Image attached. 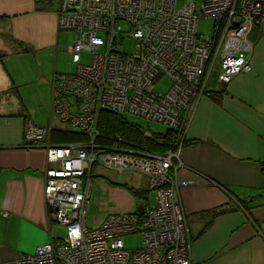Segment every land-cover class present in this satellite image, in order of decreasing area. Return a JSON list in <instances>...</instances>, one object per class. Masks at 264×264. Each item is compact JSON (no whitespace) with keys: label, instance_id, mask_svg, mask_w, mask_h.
Listing matches in <instances>:
<instances>
[{"label":"built area","instance_id":"built-area-1","mask_svg":"<svg viewBox=\"0 0 264 264\" xmlns=\"http://www.w3.org/2000/svg\"><path fill=\"white\" fill-rule=\"evenodd\" d=\"M56 14L58 29L75 33L69 51L76 68L54 76L51 114L86 139L51 143L50 125L26 122L25 145L45 150L48 218L65 231L16 263L192 264L177 189L196 182L176 175L188 114L212 72L224 84L249 70L250 33L256 28L264 36V0H58ZM201 18L212 19L210 34L198 33ZM127 40L131 52L123 49ZM83 52L92 55L89 63L81 61ZM161 76L171 81L165 93L154 88ZM103 111L166 127L172 146L154 152L97 143ZM97 167L143 174L153 203L141 213H109L98 225L87 224ZM133 233L141 235V245L129 250L123 239Z\"/></svg>","mask_w":264,"mask_h":264},{"label":"crops","instance_id":"crops-1","mask_svg":"<svg viewBox=\"0 0 264 264\" xmlns=\"http://www.w3.org/2000/svg\"><path fill=\"white\" fill-rule=\"evenodd\" d=\"M57 5L58 0H0V50L5 55L17 46L19 52L21 47L32 53L41 48L70 52L72 43L58 42L62 31L57 27ZM250 37L249 70L224 84L216 72L210 81V74L188 114L185 139L198 142L182 148L176 175L196 182L177 189L190 231L192 264H264V36L253 28ZM55 75L42 78L51 94ZM26 120L32 121L12 109L0 112V264H17L21 255L59 239L65 231L48 218L45 150L25 145ZM102 169L97 176L104 174ZM118 178L103 179L119 183ZM145 181L133 186L147 189L146 203H153ZM91 189L100 204L104 195L114 201V206L99 210L92 226L109 213L138 212L142 205L120 187L98 183Z\"/></svg>","mask_w":264,"mask_h":264},{"label":"rangeland","instance_id":"rangeland-1","mask_svg":"<svg viewBox=\"0 0 264 264\" xmlns=\"http://www.w3.org/2000/svg\"><path fill=\"white\" fill-rule=\"evenodd\" d=\"M55 2V0H53ZM213 28V21L211 18H201L198 21V33L210 34ZM59 33L58 42L62 45H70L73 42L75 33L68 29H61ZM123 49L126 52H131L133 49V41L127 40L123 44ZM17 51L5 55L2 57L0 65L2 66V72L0 71V112H6L8 110H15V113H19L20 117L30 118L35 124L40 126L50 125L51 129L54 127H62L63 129H70L67 125L60 123L55 116L51 114V86L43 81V76L50 75L52 79L53 75L59 73H72L75 71L76 64L72 61L71 54L68 51L56 50L55 48H41L34 53L27 51ZM1 54H6L4 50H0ZM27 53V54H26ZM91 54L83 52L81 54V61L89 63L91 61ZM214 72L209 76L210 81L214 79ZM55 78V77H54ZM53 78V82H54ZM9 83V84H8ZM171 85V81L166 76H161L155 83L154 88L160 93H165ZM17 87V92L15 91ZM53 86V85H52ZM210 87V85H209ZM22 115V116H21ZM127 120L137 123L147 133L152 132H164L166 127L160 124L150 123L144 121L138 117L126 115ZM27 122V120L25 121ZM76 131V129H70ZM101 169L100 167L94 168L92 173L93 189H95L98 183H105L110 186L120 187L126 189L133 197L134 195L129 190V187L145 185V177L135 171H126L118 173L108 169H102L105 176H97L96 171ZM119 177V184L112 183L103 178L109 176ZM125 182V185L121 183ZM134 185V186H133ZM94 191L90 193V205L86 215L87 224L91 225V220L96 217L99 210L104 207L105 210L114 206V201L108 198L106 195L102 197L103 202L100 204L99 199L96 201ZM153 191H149V200L153 199ZM136 200V198L134 197ZM61 232L64 231V227L58 226ZM124 246L133 250L141 245V235L139 233L127 234L124 236Z\"/></svg>","mask_w":264,"mask_h":264},{"label":"trees","instance_id":"trees-1","mask_svg":"<svg viewBox=\"0 0 264 264\" xmlns=\"http://www.w3.org/2000/svg\"><path fill=\"white\" fill-rule=\"evenodd\" d=\"M21 50L27 51L29 48L21 47ZM3 56H5V54H1L0 51V59H2ZM97 127L99 136L96 138V142L101 145H128L132 147L144 148L154 152H162L172 146V136L167 129L164 132L147 133L137 123L131 122L124 116L113 112H101L98 118ZM118 135L120 139H117ZM49 139L51 143L56 144L74 143L84 141L86 139V135L82 132L70 129L54 128L50 131ZM197 142V140L190 141L183 139L182 148L186 145H191ZM122 185L125 184L122 183ZM129 190L132 192L139 204H142L143 206L146 205V194L148 193L147 189H135L130 186ZM210 213H213V210L210 211Z\"/></svg>","mask_w":264,"mask_h":264},{"label":"water","instance_id":"water-1","mask_svg":"<svg viewBox=\"0 0 264 264\" xmlns=\"http://www.w3.org/2000/svg\"><path fill=\"white\" fill-rule=\"evenodd\" d=\"M142 210H143V206H142V205H139V207H138V210H137V211H138L139 213H141V212H142Z\"/></svg>","mask_w":264,"mask_h":264}]
</instances>
